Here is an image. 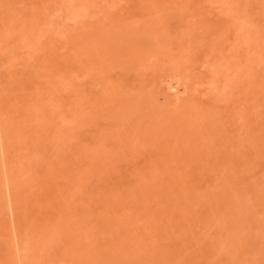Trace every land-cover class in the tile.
<instances>
[{
    "label": "rangeland",
    "instance_id": "1",
    "mask_svg": "<svg viewBox=\"0 0 264 264\" xmlns=\"http://www.w3.org/2000/svg\"><path fill=\"white\" fill-rule=\"evenodd\" d=\"M40 1L0 0V264H264V0Z\"/></svg>",
    "mask_w": 264,
    "mask_h": 264
},
{
    "label": "bare ground",
    "instance_id": "2",
    "mask_svg": "<svg viewBox=\"0 0 264 264\" xmlns=\"http://www.w3.org/2000/svg\"><path fill=\"white\" fill-rule=\"evenodd\" d=\"M41 1H42V0H41ZM41 1H40V2H41ZM43 1H44V0H43ZM48 1H50V0H48ZM41 3H42V2H41ZM46 3H47V2H46ZM46 3H45V5H46ZM50 3L52 4L53 2L51 1ZM43 5H44V3H43ZM45 5H44V7H45ZM41 6H42V5H41ZM46 7L48 8L49 5H47ZM46 7H45V8H46ZM42 8H43V7H42ZM49 8H50V7H49ZM5 16H6V15H5ZM34 17H35V15H34ZM36 17H37V16H36ZM36 17H35V18H36ZM5 18H7V17H4V19H5ZM4 19H3L2 16H1V20H2L3 22L0 23V24H2V27L0 26V29L2 28L3 30H6V29H7V23H9V22L11 21V17H8V18H7V19H8V22L6 21L7 19H6V20H4ZM4 21H5V22H4ZM14 21H15V19L13 20V18H12V21H11V22H14ZM6 22H7V23H6ZM4 25H5L6 27H5ZM8 25H9V24H8ZM4 27H5V28H4ZM34 29H35V28H34ZM5 34H6V33H5ZM0 35H3V33H2V34L0 33ZM16 37H17V36H16ZM16 37H15V39H16ZM17 39H18V38H17ZM0 42H1V41H0ZM14 46H16V45H14ZM17 47H19V46H17ZM14 49H15V48H14ZM16 50H18V49L16 48ZM0 52H1V51H0ZM2 52H3V51H2ZM1 54H2V53H1ZM4 54H5V52H4ZM4 54H3V57H2V58H4V56H5ZM1 56H2V55H1ZM171 79H172V78H171ZM173 79H174V78H173ZM176 81H177V80H176ZM176 83H178V81H177ZM170 84H172V83H170ZM173 84H174V82H173ZM168 85H169V84H168ZM175 85H176V84H175ZM177 85H178V84H177ZM177 85H176V86H177ZM173 86H174V85H173ZM174 87H175V86H174ZM178 87H179V86H178ZM170 88H172V87L170 86ZM170 88L168 87V90H169ZM172 90H173V89H172ZM175 91H176V90H175ZM178 92H179V91H178ZM178 92L176 91V93H178ZM178 94H179V93H178ZM11 99H12V98H11ZM27 111H28V110H27ZM24 112L26 113V111H24ZM27 114H28V112H27ZM27 114L25 115V114L21 113L22 116L19 115V117L22 118V119H24V115H25V117H26ZM28 115H29V114H28ZM27 117H28V116H27ZM60 133H61V131H60ZM4 134H5V136H6V137H5L6 140H8V139H9V135H8L7 131H5ZM56 136H57V135H56ZM53 137L55 138V136H53ZM57 137H58V136H57ZM54 138H53V139H54ZM59 139H62V138H58V142H59ZM6 142H7V141H6ZM10 142H11V140L8 142V144L5 143V150H7V152H8V148H9L8 146H11V147L13 146V145H10V144H11ZM61 143H63V142L61 141ZM6 144H7V145H6ZM54 144L57 145V144H60V142L57 143V144H56V143H53V147H54ZM12 148H15V147H12ZM18 148H19V147H18ZM9 149H10V148H9ZM13 150H15V149H13ZM18 150H19V149H18ZM18 150H17V151H18ZM15 152H16V151H15ZM10 158H12V157H10ZM10 160H11V159H10ZM91 164H92V163H91ZM86 165H87V164H86ZM88 165H89V164H88ZM88 165H87V166H88ZM20 166H21V165H20ZM22 166H23V164H22ZM27 166H29V164H28ZM27 166H26V167H27ZM45 166H46V165H45ZM84 166H85V164H84ZM26 167H24V169H25ZM48 167H49V165H48ZM85 167H86V166H85ZM21 168H22V167H21ZM21 168H20V169H21ZM30 168H31V167H30ZM45 168H46V167H45ZM51 168H52V167H51ZM22 169H23V168H22ZM24 169H23V170H24ZM47 169H49V168H47ZM17 170H19V169H17ZM17 170H16V171H17ZM26 170H28V169L26 168L25 171H24V173H25V172H28V171H26ZM29 170H30V169H29ZM31 170H32V168H31ZM54 170H56V169L54 168ZM12 171H13V170H12ZM45 171L48 172L46 169H45ZM45 171H44V173H46ZM51 171H53V169H51ZM17 172H18V171H17ZM57 172H58V171H57ZM76 173H78V171H77ZM12 174H13V172H12ZM25 174H26V173H25ZM50 174H51V173H50ZM50 174H49V175H50ZM53 174H54V173H53ZM4 175H5V178H7L9 174L6 172ZM14 175H15V174H14ZM45 175H47V174H45ZM76 175H78V174H76ZM12 176H13V175H12ZM43 176H44V175H43ZM43 176H42V178H44ZM86 176H87V175H86ZM86 176H85V177H86ZM16 178H17V177H16ZM49 179H51V178L49 177ZM80 179H81V178H80ZM83 179H85V178H82V180H83ZM42 181H43V180H42ZM16 182H17V181H16ZM9 183H10V180H9ZM37 183H38V182H37ZM10 184H11V183H10ZM17 184H18V183H17ZM137 187H138V186H137ZM138 188H139V187H138ZM136 190H138V189H136ZM136 190H134V191L137 192ZM140 190H141V187H140ZM138 191H139V190H138ZM55 192H56V191H55ZM135 192H134V193H135ZM140 192H141V191H140ZM51 193H52V192H50V194H48V193L46 194V193H45V194H46V196L44 195V199H45V201H49V200L51 199V198H50L51 195H52ZM134 193H133V194H134ZM135 194H137V193H135ZM117 197H118V196H117ZM117 199H118V198H117ZM120 201H121V200H120ZM58 204H60V203L58 202ZM114 204H115V203H114ZM114 204H113V205H114ZM55 205H57V204L55 203L54 205H51V207H50V209H51L53 212H54V211L57 212V208H56V207L54 208ZM114 206H115V205H114ZM57 207H58V206H57ZM63 207H64V206H63ZM107 207H108V206H107ZM109 207H111V206H109ZM109 207H108V208H109ZM112 207H113V206H112ZM112 207H111V208H112ZM60 208H61V207H60ZM106 209H107V208H106ZM62 210H64V209L62 208ZM66 210H67V209H66V207H65V210H64V211H66ZM64 211H63V212L61 211V212H62L61 215L64 213ZM106 211H107V210H106ZM108 211H110V210L108 209ZM55 212H54V213H55ZM111 212L114 213L113 210H111ZM112 213H111V215H112ZM61 215H59L58 217H60ZM116 215H117V214H116ZM116 215H113V216H116ZM63 216H64V214H63ZM63 216H62V217H63ZM109 217H110V215H109ZM117 217H118V216H117ZM117 217H116V218H117ZM60 218H61V217H60ZM111 218H113V217L111 216L110 219H111ZM114 219H115V218H114ZM117 219H118V218H117ZM62 221H63V220H62ZM113 221H114V220H113ZM35 228H36L37 230H42V229H41V228H42V225H41V224L37 225V224L35 223L34 229H35ZM150 228H151V227H150ZM24 230H25V228H23V226H22V224H21V229L19 230L18 233H19L20 235H23ZM130 230H131V228H130ZM141 230H142V229H141ZM141 230H140V231H141ZM150 230H151V229H150ZM128 231H129V230H128ZM133 231H134V229H133ZM44 232H45V229H44ZM148 232H149V231H146V230H145L144 233L146 234V233H148ZM144 233H143V234H144ZM145 234H144V237H146ZM147 235H148V234H147ZM62 236H64V234H63ZM62 236H61V237H62ZM57 237H58V236H57ZM57 237H56V238H57ZM59 237H60V236H59ZM127 237H129V235H128ZM127 237H126V240L128 239ZM134 237H136V236H134ZM142 237H143V236H142ZM144 237H143V238H144ZM124 238H125V237H124ZM138 238H139V237H138ZM57 239H59V238H57ZM62 239H63V238H62ZM130 239H132V241H133V238L130 237ZM126 240H125V241H126ZM136 240H137V239H136ZM139 241H140V240H139ZM139 241H138V242H139ZM134 242H135V241H134ZM136 243H137V242H136ZM136 243H135V244H136ZM4 245H5V248H11V246H12V242H11V241H6V242L4 243ZM35 251H36V250H35ZM35 251H34V252H35Z\"/></svg>",
    "mask_w": 264,
    "mask_h": 264
}]
</instances>
